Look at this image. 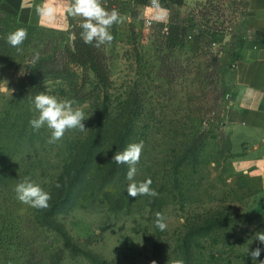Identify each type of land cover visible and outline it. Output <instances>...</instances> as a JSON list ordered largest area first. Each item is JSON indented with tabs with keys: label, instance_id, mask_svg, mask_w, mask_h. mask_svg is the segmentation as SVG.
<instances>
[{
	"label": "rangeland",
	"instance_id": "1",
	"mask_svg": "<svg viewBox=\"0 0 264 264\" xmlns=\"http://www.w3.org/2000/svg\"><path fill=\"white\" fill-rule=\"evenodd\" d=\"M158 3L102 4L123 22L109 29L111 43L99 47L83 43L81 17L70 15L69 29L55 31L0 13V264L264 261V244L254 239L264 232L262 176L243 164L247 149L234 146L225 130L248 7L239 0ZM17 28L28 32L20 52L6 42ZM88 48L106 68L105 85L89 62L75 58ZM36 53V63L46 60L59 72L30 75ZM30 80L39 89L23 95ZM40 92L74 100L90 116L87 130H70L49 144V129L29 124ZM140 141L135 180L150 178L156 197H130L128 166L112 161ZM93 144L94 163L74 170L73 156L83 152L76 147ZM25 178L51 194L47 209L17 199L15 187ZM157 212L166 217L165 231L154 223ZM257 247L261 255L252 260L247 250Z\"/></svg>",
	"mask_w": 264,
	"mask_h": 264
},
{
	"label": "clouds",
	"instance_id": "2",
	"mask_svg": "<svg viewBox=\"0 0 264 264\" xmlns=\"http://www.w3.org/2000/svg\"><path fill=\"white\" fill-rule=\"evenodd\" d=\"M151 3L156 8L160 7L158 0H151ZM67 11L73 17L82 18L79 27L82 29L81 38L83 43L93 44L95 42L97 47L111 43L113 36L110 34L109 29L114 24L123 22L121 14L116 9L106 10L102 6L101 0H73ZM36 13L41 20L48 24H53L57 20V9L51 0H45L43 4L37 5ZM27 37L28 32L25 28H17L7 34L6 42L20 52L22 51L21 45ZM39 58V53H36L30 64L35 65ZM75 103L74 100L58 99L56 96L46 94V92H40L34 97L33 101L34 110L38 115L32 118L29 124L36 131L42 127H47L50 131V138L47 141L49 144L58 142L70 130L78 129L84 132L87 129L83 122L90 116L86 117L81 108L73 107ZM143 148V141L130 143L122 151H116L112 157V161L116 164L128 166L126 179L129 183L126 191L133 198L137 196H158V192L151 187L152 180L150 178L141 182L135 180L137 165ZM15 193L21 203L35 209H47L49 207L51 194L29 178H25L16 185ZM154 223L160 231L167 229L166 217L160 212L155 214ZM254 239L264 244V232H256ZM261 251L262 249L257 247L251 251L247 250V254L251 256L252 260H257L261 255ZM151 264H156V261L153 260ZM170 264H185V262L183 259H173ZM260 264H264V261H260Z\"/></svg>",
	"mask_w": 264,
	"mask_h": 264
},
{
	"label": "crops",
	"instance_id": "3",
	"mask_svg": "<svg viewBox=\"0 0 264 264\" xmlns=\"http://www.w3.org/2000/svg\"><path fill=\"white\" fill-rule=\"evenodd\" d=\"M248 7L247 36L238 51L233 98L225 116V130L234 146L246 148L243 164L255 167L264 183V0H239ZM45 0H0V12L23 26L67 31V9L73 0H51L57 20L48 24L36 13Z\"/></svg>",
	"mask_w": 264,
	"mask_h": 264
},
{
	"label": "trees",
	"instance_id": "4",
	"mask_svg": "<svg viewBox=\"0 0 264 264\" xmlns=\"http://www.w3.org/2000/svg\"><path fill=\"white\" fill-rule=\"evenodd\" d=\"M115 2H116V0H103L102 4L103 5L105 4V5H107L108 8H110V7L114 6ZM0 13H2V12H0ZM2 15L9 17V18H12L11 16H9L5 13H2ZM12 19H14V18H12ZM95 54H96V51L93 49L88 48L87 50H84V51H82V49H79V50H77V54L75 55V58H78L82 62H89L92 65L89 67L95 73V76L98 79V81L100 83H102V85H105L108 83L106 80V68L103 67L102 63L96 62L97 54L96 55ZM46 62H48V61L44 60V61H42V63H36L33 67H30V75H32L34 77V76H36V74L40 73V71H41L42 75H41L40 79H42L45 76H49V75H52L55 73L57 74L59 72V68H58L59 66L58 67L53 66L52 68H49L46 66V65H48V63H46ZM44 65H45V69H44ZM42 69H43V71H42ZM34 82H35L34 80L28 81L27 86L22 93L23 95L27 94L28 90L31 91V94H33V92H35L36 89H39V86H40L39 82L36 84ZM33 84H35V87L33 86ZM99 117L100 116H98V118L96 120L97 129H99L103 123V120ZM99 133H100V129H99V131H97V134H99ZM76 148L82 149L83 152H79V154H78L79 156H77V155L73 156V161L75 163L73 168H75L74 170H76V171L83 172L88 163L89 164L94 163V161L98 155L99 149H98L96 144H93L89 148L84 147V145L83 146L81 145V146L76 147ZM111 169H113V167L109 168L108 171H110Z\"/></svg>",
	"mask_w": 264,
	"mask_h": 264
},
{
	"label": "built area",
	"instance_id": "5",
	"mask_svg": "<svg viewBox=\"0 0 264 264\" xmlns=\"http://www.w3.org/2000/svg\"><path fill=\"white\" fill-rule=\"evenodd\" d=\"M101 3H103V0H101Z\"/></svg>",
	"mask_w": 264,
	"mask_h": 264
}]
</instances>
